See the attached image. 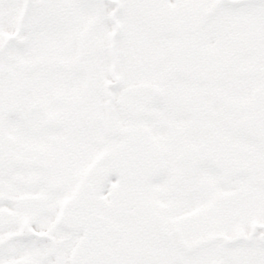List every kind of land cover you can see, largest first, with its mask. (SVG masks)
<instances>
[{
    "label": "snow or ice",
    "instance_id": "snow-or-ice-1",
    "mask_svg": "<svg viewBox=\"0 0 264 264\" xmlns=\"http://www.w3.org/2000/svg\"><path fill=\"white\" fill-rule=\"evenodd\" d=\"M0 264H264V0H0Z\"/></svg>",
    "mask_w": 264,
    "mask_h": 264
}]
</instances>
